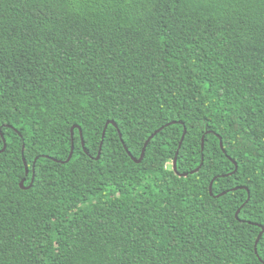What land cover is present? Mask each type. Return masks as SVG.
I'll list each match as a JSON object with an SVG mask.
<instances>
[{
  "label": "trees",
  "instance_id": "16d2710c",
  "mask_svg": "<svg viewBox=\"0 0 264 264\" xmlns=\"http://www.w3.org/2000/svg\"><path fill=\"white\" fill-rule=\"evenodd\" d=\"M3 139L0 264H264V0H0Z\"/></svg>",
  "mask_w": 264,
  "mask_h": 264
},
{
  "label": "water",
  "instance_id": "95a60500",
  "mask_svg": "<svg viewBox=\"0 0 264 264\" xmlns=\"http://www.w3.org/2000/svg\"><path fill=\"white\" fill-rule=\"evenodd\" d=\"M108 125H113V126L116 127V125H115V123H114L113 121H107V123L105 124V127H104L103 132H102V137H101V138H102V141H101V143H100V145H99V151H98V155H97L96 159H99V157H100L101 149H102V144H103V139H104V137H105L106 128H107ZM169 125H170V124H167V125H165V126L159 128V129L156 130L153 134L150 135V137L146 140V142H145V144H144V147H143V149H142L141 155H140V157H139L138 159L132 157L131 154H130V152L128 151V149H127L126 146L124 145V148H125V150L127 151L128 155L131 156L132 160H133L135 163L139 164V163L142 161V159H143V157H144V153H145L146 147H147L148 143L150 142V140L153 139V137H154L155 135H157L160 131H162L166 126H169ZM75 129H78L79 132H80V137H81V141H82V146H83V149H84V142H83V140H82V133H81L80 127L77 126V125H74V126H72L71 129H70V131H71V138H72V139H71V149H70V153H69V156H68V158L66 159V161H63L62 163H67V162L71 159V157H72V155H73V151H74L73 133H74V130H75ZM185 134H186V129H184L183 135H182V137H181L180 144H179V146H178V150H179L180 147H181V144H182V141H183V139H184ZM119 137L121 138V134H119ZM219 140H220V148H221L222 151H224V150H223V144H222V140H221V138H219ZM203 148H204V138H202V143H201V149L203 150ZM5 149H6V141H5V139H3V147H2V149L0 150V153L4 152ZM23 149H24V147L22 148V154H23ZM84 151H85V149H84ZM224 153H225V151H224ZM177 156H178V151L175 153V157H174V160H173V169H174V171H176ZM55 161H57V160H55ZM202 161H203V157H202ZM23 163H24V168H25V175H26V177H27L28 174H29V169H28V166H27V164H26L24 158H23ZM201 165H202V162H201V164L199 165V167L196 168L195 170L191 171L190 174H194L195 172H197V171L199 170V168L201 167ZM235 168H237L236 165H235ZM180 176H182V177H187V174L185 173V174H182V175H180ZM26 177H25L24 179H22L21 182H20V187H21L22 189H29V188L32 186V183H33V181H34V177H35V175H34V166L32 167L31 181H30V184H29L28 186H25V185H24V184H25V181H26ZM212 184H213V181H211V183H210V185H209V191H210V194H212ZM224 194H225V193H221V194L216 195L215 197H220V196H222V195H224ZM248 198H249V197H248ZM242 206H243V205H242ZM240 210H241V208L238 209V210L236 211V213H235V218H236V219H239V218H238V215H239ZM263 232H264V228L262 227V228H261V232L259 233V235H258V237L256 238V241H255V245H254L255 252H256V248H257L258 242H259L260 237H261V235L263 234Z\"/></svg>",
  "mask_w": 264,
  "mask_h": 264
}]
</instances>
